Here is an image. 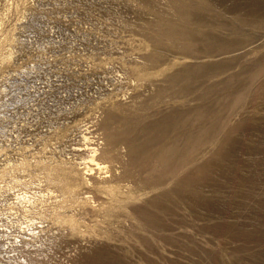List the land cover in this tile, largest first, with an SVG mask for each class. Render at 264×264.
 Returning a JSON list of instances; mask_svg holds the SVG:
<instances>
[{
    "label": "rangeland",
    "instance_id": "obj_1",
    "mask_svg": "<svg viewBox=\"0 0 264 264\" xmlns=\"http://www.w3.org/2000/svg\"><path fill=\"white\" fill-rule=\"evenodd\" d=\"M183 1L0 0V264H264V28Z\"/></svg>",
    "mask_w": 264,
    "mask_h": 264
},
{
    "label": "bare ground",
    "instance_id": "obj_2",
    "mask_svg": "<svg viewBox=\"0 0 264 264\" xmlns=\"http://www.w3.org/2000/svg\"><path fill=\"white\" fill-rule=\"evenodd\" d=\"M205 3L207 4V7L204 5ZM174 4V12L178 16V18L186 25L194 24L197 28L189 31L186 30V27H171L168 30L163 31L162 33L163 35L165 34V36H167L170 41L177 45H180V47H182L183 50H185V52L188 53V55H190L191 57L199 55L198 50H196V47H198L199 44L201 45L200 48L202 49L201 53L205 54L206 58L213 56L215 57V55H218L219 53H229V51L226 52L227 47L230 49L231 44H233L234 42H228V39L225 40L224 38L219 36L215 32V30H228L232 33L233 36L237 31H244L246 28H264V0H205L203 4L204 6H198L199 4L195 6L196 3H193V5L190 4V2L186 3V1L184 0L183 2H176ZM211 5L218 11H215V8L211 9L209 7ZM210 9L214 11H211L212 13H210ZM190 11H207L210 14H199ZM230 16H232L234 20L231 21L232 23H230V21H227L228 18L230 19ZM207 27L211 28V31L202 30L204 28L207 29ZM233 47L235 46L233 45ZM182 55L185 56V54ZM186 84L187 82H184L180 87H183L182 90L190 91V86L187 87ZM175 149L176 147L167 149L166 153L164 154L167 157V161L170 160L171 154L176 151Z\"/></svg>",
    "mask_w": 264,
    "mask_h": 264
}]
</instances>
